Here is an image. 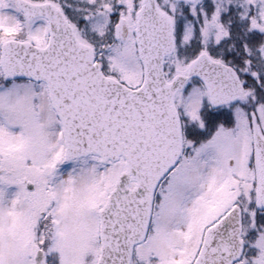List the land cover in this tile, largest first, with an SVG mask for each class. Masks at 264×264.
<instances>
[{"label": "snow or ice", "instance_id": "snow-or-ice-1", "mask_svg": "<svg viewBox=\"0 0 264 264\" xmlns=\"http://www.w3.org/2000/svg\"><path fill=\"white\" fill-rule=\"evenodd\" d=\"M0 264H264V0H0Z\"/></svg>", "mask_w": 264, "mask_h": 264}]
</instances>
